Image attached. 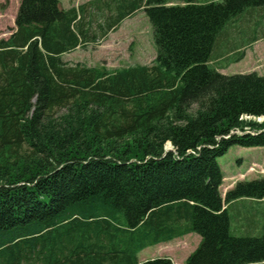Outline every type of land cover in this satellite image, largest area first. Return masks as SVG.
<instances>
[{"label":"trees","instance_id":"obj_1","mask_svg":"<svg viewBox=\"0 0 264 264\" xmlns=\"http://www.w3.org/2000/svg\"><path fill=\"white\" fill-rule=\"evenodd\" d=\"M143 7L151 64L63 59L96 36L60 0H22L0 38V264H139L196 226L200 264L264 262V232L233 234L230 213L264 200V178L223 196L218 160L264 147V76L219 70L245 56L228 51L264 25V0H117L104 32Z\"/></svg>","mask_w":264,"mask_h":264},{"label":"rangeland","instance_id":"obj_2","mask_svg":"<svg viewBox=\"0 0 264 264\" xmlns=\"http://www.w3.org/2000/svg\"><path fill=\"white\" fill-rule=\"evenodd\" d=\"M21 1L0 0V38H9L16 28L15 19ZM197 1L209 2L210 0ZM116 3L117 0H60V7L65 9L73 5L75 7L84 6L86 11L81 21H83L87 33L96 36V39L87 43V46L64 53L63 59L73 63L105 65L109 69L128 65L151 64L157 56V48L154 42L152 23L146 14L145 7L137 9L134 14L125 17L116 28L104 32L107 28L106 23H109L106 20L108 16L116 12L119 13L116 11ZM220 71L225 75L255 71L264 76V38L251 45L247 50L245 49V56L242 59L236 62L231 61L226 66L224 65ZM245 118L250 119L251 117L246 116ZM255 119L262 121L263 117ZM165 149L172 150L173 145L168 142ZM262 151L264 150L232 146L226 155L219 157V164L225 171L220 186L222 191L219 188L223 196H225L227 186L233 181L236 184V182L244 181L246 178L247 180L264 178V152ZM240 159L243 160V164L238 162ZM239 177L242 180H237ZM259 208L264 212V204ZM236 210L233 206L230 212L232 216L235 215ZM234 218L232 233L236 234L237 228ZM202 241L201 227L196 226L192 231L182 236L176 235L159 243L147 245L138 252V262L139 264H153V260L161 257L168 264H200Z\"/></svg>","mask_w":264,"mask_h":264},{"label":"crops","instance_id":"obj_3","mask_svg":"<svg viewBox=\"0 0 264 264\" xmlns=\"http://www.w3.org/2000/svg\"><path fill=\"white\" fill-rule=\"evenodd\" d=\"M238 38L239 39L235 42L234 47L229 49L228 51L229 54L235 53L239 49L247 50L251 45H254L258 41H261L262 38H264V25L261 26L260 28L251 29L248 38H245V37L243 38V36L238 37ZM212 64H217V63L213 62ZM255 149L264 150V147L252 148V150H255ZM242 161L243 160L240 159L238 162L242 163ZM223 173L225 175L224 169H223ZM237 180H242V178L239 177ZM234 184H235V181H233L231 184H229V186H227V189L225 190V194H226V191L232 189ZM263 204H264V200H259V199L256 200V199H251V198L238 199L234 201L233 203H231V206H236L237 211H238L237 212L238 217L235 219V225L238 228L239 235L241 236L259 235L264 232V219L260 217V210H259L260 209L259 206ZM248 208L249 210H251L250 213L253 214V218L251 217V219L248 216L247 212H241V210L245 211V209H248ZM258 264H264V262H261Z\"/></svg>","mask_w":264,"mask_h":264},{"label":"water","instance_id":"obj_4","mask_svg":"<svg viewBox=\"0 0 264 264\" xmlns=\"http://www.w3.org/2000/svg\"><path fill=\"white\" fill-rule=\"evenodd\" d=\"M169 150V149H168ZM168 150H166V151H168Z\"/></svg>","mask_w":264,"mask_h":264}]
</instances>
